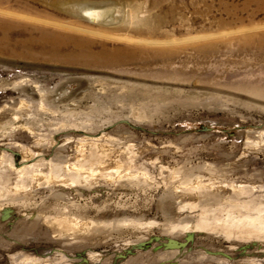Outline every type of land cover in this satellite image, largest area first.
Here are the masks:
<instances>
[{
    "label": "rangeland",
    "instance_id": "1",
    "mask_svg": "<svg viewBox=\"0 0 264 264\" xmlns=\"http://www.w3.org/2000/svg\"><path fill=\"white\" fill-rule=\"evenodd\" d=\"M0 264H264V0H0Z\"/></svg>",
    "mask_w": 264,
    "mask_h": 264
},
{
    "label": "bare ground",
    "instance_id": "2",
    "mask_svg": "<svg viewBox=\"0 0 264 264\" xmlns=\"http://www.w3.org/2000/svg\"><path fill=\"white\" fill-rule=\"evenodd\" d=\"M55 4V3H54ZM71 8H73V4H71V6H69ZM82 15L86 18H89L91 21H96L98 19H102L105 17L106 11L105 9H100V7H93V6H83L82 8ZM70 10V8H69ZM105 20V19H104ZM101 22V21H100ZM108 22L110 23L111 20H108ZM112 23V22H111ZM114 23V22H113ZM82 145V144H81ZM79 176V175H78ZM252 219V218H251Z\"/></svg>",
    "mask_w": 264,
    "mask_h": 264
}]
</instances>
